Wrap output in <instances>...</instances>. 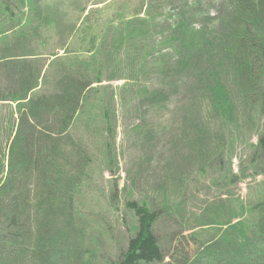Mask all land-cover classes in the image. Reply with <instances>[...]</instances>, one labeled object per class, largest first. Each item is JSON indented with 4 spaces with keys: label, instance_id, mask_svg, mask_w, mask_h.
I'll use <instances>...</instances> for the list:
<instances>
[{
    "label": "rangeland",
    "instance_id": "obj_1",
    "mask_svg": "<svg viewBox=\"0 0 264 264\" xmlns=\"http://www.w3.org/2000/svg\"><path fill=\"white\" fill-rule=\"evenodd\" d=\"M43 5L55 21L50 30L36 31L45 45L37 42L34 54L48 59L65 51L88 61L97 56L86 52L84 35L93 28L103 69L94 87L106 110L87 107L57 138L61 153L67 152L56 160L65 172L57 186L63 190L66 183V195L73 188L75 195L69 202L60 195L62 206H71L61 211L44 241L45 258L26 264L117 263L134 222L128 200L172 208L174 220L162 222L158 235L162 264H176L188 235L216 236L229 229V221H243L246 207L264 200V152L258 153V163L252 160L264 131V96L252 102V96L234 94L232 115L218 114L209 109L204 83L195 73L204 62L216 63L207 56L215 50L212 38L219 31L213 28L223 19V0H44ZM180 22L191 26L198 40L205 37L204 50L191 58L186 54L183 67L170 36ZM72 23L77 29L69 35ZM128 24L137 33L152 31L118 45V28ZM258 82L250 92L258 91ZM228 86L233 92L231 82ZM104 116L109 130L100 120ZM15 122L14 104L0 101V161L9 154V142L21 139L16 135L21 121ZM0 166L4 178L7 163Z\"/></svg>",
    "mask_w": 264,
    "mask_h": 264
},
{
    "label": "trees",
    "instance_id": "obj_2",
    "mask_svg": "<svg viewBox=\"0 0 264 264\" xmlns=\"http://www.w3.org/2000/svg\"><path fill=\"white\" fill-rule=\"evenodd\" d=\"M43 1L0 0V101L14 104L16 122L21 121L16 132L21 139L9 140V154L7 157L3 154L0 161L7 163L4 178L0 166V264H26L35 258H45L44 241L56 226L61 211L71 206L67 203L62 206L60 195L67 197V202L75 195L74 188L66 195V183L63 190L57 186L58 177L65 172L56 160L60 155L67 156L65 151L61 153L57 138L73 126L87 107L106 110L99 88L94 87L101 82L103 69L102 51L95 42L98 34L93 28L86 29L84 35L86 52L97 56L88 61L70 57L65 51L63 55L49 54L48 59L34 54L37 42L45 45L44 39L35 37L36 31L50 30L55 21V15L45 11ZM223 3V19L217 20L218 27L213 28L219 31L212 38L215 50L207 56V59L212 56L211 61L215 57L216 63L210 66L211 63L204 62L195 73L204 83L209 109L231 116L234 94L243 99L252 96V102L264 96V87L258 82L262 76L256 77L258 73L264 76V0H223ZM129 25L118 28V45L152 31L137 33ZM76 29L72 23L67 32L70 35ZM196 34L191 26L181 22L176 32L170 33L175 41L174 52L182 58V67L187 61L186 54L191 58L194 52L204 50L201 42L205 37L198 40ZM226 68L229 71L225 77ZM200 71L207 74L204 76ZM230 82L233 92L228 86ZM257 82L258 91L250 92L249 88ZM249 106L257 107L253 103ZM100 120L109 130V117ZM255 148L252 160L258 163V153L264 152V131ZM125 203L134 222L127 247L113 264H162L164 255L158 230L162 222L174 220L169 218L173 215L172 208L166 203L156 207L144 200ZM243 215V221H229L228 230L209 239L188 235L182 249L178 247L176 264H264V200L246 207ZM192 246L193 258L187 260ZM13 252L16 255L12 260Z\"/></svg>",
    "mask_w": 264,
    "mask_h": 264
}]
</instances>
